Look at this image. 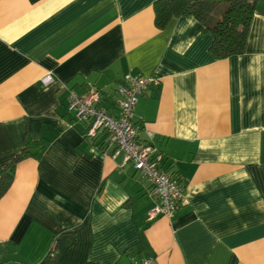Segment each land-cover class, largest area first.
I'll return each mask as SVG.
<instances>
[{
	"label": "crops",
	"instance_id": "crops-1",
	"mask_svg": "<svg viewBox=\"0 0 264 264\" xmlns=\"http://www.w3.org/2000/svg\"><path fill=\"white\" fill-rule=\"evenodd\" d=\"M155 1L0 0V176L28 153L0 197V264H264V2L244 52L216 59L193 16L158 27ZM126 73L160 79L135 120L184 186L172 217H149L147 179L66 109L95 88L116 113Z\"/></svg>",
	"mask_w": 264,
	"mask_h": 264
},
{
	"label": "built area",
	"instance_id": "built-area-1",
	"mask_svg": "<svg viewBox=\"0 0 264 264\" xmlns=\"http://www.w3.org/2000/svg\"><path fill=\"white\" fill-rule=\"evenodd\" d=\"M53 80L51 71L40 78L43 86H48ZM159 83L160 79L155 75L126 73L114 90L116 113L101 107V92L95 88L82 95L70 89L66 104L76 123L83 126V137L91 141L101 138L105 153L122 152L124 161L147 179L155 197L148 213L151 218L158 215L172 217L185 198L182 182L163 169V154L151 142L139 138L141 125L135 120V105L149 87ZM154 263V257H143L130 264Z\"/></svg>",
	"mask_w": 264,
	"mask_h": 264
},
{
	"label": "trees",
	"instance_id": "trees-1",
	"mask_svg": "<svg viewBox=\"0 0 264 264\" xmlns=\"http://www.w3.org/2000/svg\"><path fill=\"white\" fill-rule=\"evenodd\" d=\"M261 2L264 0H156L153 4L155 24L164 27L172 17L193 16L202 23L203 30L212 35L209 50L213 57L224 59L244 52L253 14ZM81 128L83 135L82 125ZM27 154L26 148L23 149L3 170L0 197L12 182L14 165ZM52 257L53 252L43 264Z\"/></svg>",
	"mask_w": 264,
	"mask_h": 264
}]
</instances>
